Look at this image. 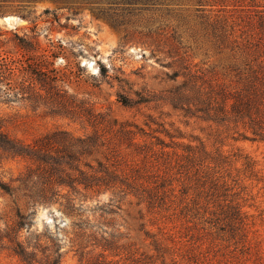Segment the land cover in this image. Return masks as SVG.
Returning <instances> with one entry per match:
<instances>
[{"label": "rangeland", "instance_id": "obj_1", "mask_svg": "<svg viewBox=\"0 0 264 264\" xmlns=\"http://www.w3.org/2000/svg\"><path fill=\"white\" fill-rule=\"evenodd\" d=\"M148 2L108 14L60 0L0 2V264H28L17 242L32 264H264V220L250 206L264 207V181L254 179L264 175V140L173 105L189 73L232 88L245 59L257 63L245 12L236 0L205 10ZM124 123L147 133L129 138ZM167 131L222 151L233 184L249 156L257 175L246 180V209L257 224L250 216L248 233L218 230L210 209L149 210L105 187H47L71 165L108 157L121 167L148 159L153 170L183 153ZM89 136L96 144L79 142Z\"/></svg>", "mask_w": 264, "mask_h": 264}, {"label": "trees", "instance_id": "obj_2", "mask_svg": "<svg viewBox=\"0 0 264 264\" xmlns=\"http://www.w3.org/2000/svg\"><path fill=\"white\" fill-rule=\"evenodd\" d=\"M4 0H0L2 2ZM26 1V0H20ZM32 1V0H28ZM71 4L74 9L88 6L101 14H108L113 6L132 3L134 0H60ZM156 6L170 7L173 4L184 0H145ZM197 9L205 10L207 6L221 5L224 8L231 5V0H193ZM245 12L242 19L245 24L252 28L248 45L251 53L255 54L257 63L245 59L248 67L241 69L238 74L241 81L235 87L220 82L213 83L211 80H200L195 74L189 73L187 78L179 87L178 102H173L175 107L183 110L186 116H196L204 120L217 123L219 126H226L231 129L232 123L243 124L246 129L245 136L253 139L264 140V0H236ZM24 11V12H23ZM27 10H21L24 17H28ZM46 70H52L46 66ZM175 99V98H174ZM128 123L122 124V131L130 138L131 134L147 133L142 128L135 130L127 127ZM138 127V126H136ZM143 130V131H142ZM172 139L171 146L175 149L182 147L183 153H176L177 157L171 160H157L153 164V170L149 169L150 160L144 159L141 162L133 161L127 163L126 167H121L119 159H97V164L84 162V168L72 166L71 171H64V176H57L56 180H49L47 187L53 188L54 184L74 187V185L86 188L103 187L111 189L115 197L120 195H134L138 198L139 204H144L149 210L157 208L163 210L170 207L184 210H196L200 213L201 208L209 210L211 213L209 221L220 231H229L232 237L249 232L247 219L253 218V225L257 224L255 214H250L246 209L249 196L247 193V179L256 177L255 166L250 161L249 156H245L246 161L244 176L233 178V183L229 182L230 173L226 168V155L222 151L217 154L208 150L204 141L201 145L185 143L177 140L183 134L166 132ZM180 133V132H179ZM132 138V137H131ZM135 138V136H134ZM6 139L0 137V144H6ZM96 144V140L91 136L79 139V142ZM162 144L166 146L164 141ZM76 145V143H72ZM170 144H168L169 146ZM146 155H149L147 152ZM73 161L79 158L72 156ZM143 162V163H142ZM256 162V161H255ZM69 164L70 162H66ZM143 164V165H142ZM55 174H52V176ZM228 175V176H227ZM258 183L264 181V175L259 178ZM236 188H240L239 191ZM264 188V185L261 187ZM192 202L191 208L189 207ZM218 205V206H217ZM255 205L259 209V216L264 220L263 204ZM215 206V207H213ZM243 232V233H240ZM242 236V235H241ZM17 244L21 250L18 253L28 264H32L30 252L22 248L20 242ZM155 244L160 245V241L155 240ZM260 252H261V248Z\"/></svg>", "mask_w": 264, "mask_h": 264}, {"label": "bare ground", "instance_id": "obj_3", "mask_svg": "<svg viewBox=\"0 0 264 264\" xmlns=\"http://www.w3.org/2000/svg\"><path fill=\"white\" fill-rule=\"evenodd\" d=\"M8 18H10V17H8Z\"/></svg>", "mask_w": 264, "mask_h": 264}]
</instances>
